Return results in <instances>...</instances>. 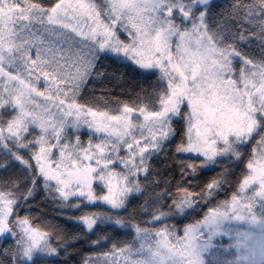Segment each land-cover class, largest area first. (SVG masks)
<instances>
[{"label": "snow or ice", "instance_id": "6c2138e0", "mask_svg": "<svg viewBox=\"0 0 264 264\" xmlns=\"http://www.w3.org/2000/svg\"><path fill=\"white\" fill-rule=\"evenodd\" d=\"M215 7L214 0H0V149L25 167L33 186L42 178L61 201L78 197L126 209L129 196L144 190L141 176L148 178L152 155L177 135L176 118L186 122L176 152L200 160L184 164L190 174L222 158L243 163L244 147L255 145L238 190L182 229L165 221L191 214L205 195L218 193L227 170L199 196L179 188L170 211L151 213L158 227L108 212L81 215L78 222L88 232L113 224L135 234L85 264H264V0H234L228 11V18L252 27L259 58L238 47L251 39L243 23L234 31L216 18ZM102 55L158 73L160 87L147 103L115 109L78 102L82 86L101 75ZM82 127L98 134L97 142L69 139L70 129ZM7 166V160L0 162V168ZM32 194L31 188L21 194L16 181L0 184V240L13 239L10 250H0V264H42L59 255L51 233L16 211ZM221 238L230 242L219 243Z\"/></svg>", "mask_w": 264, "mask_h": 264}, {"label": "trees", "instance_id": "16d2710c", "mask_svg": "<svg viewBox=\"0 0 264 264\" xmlns=\"http://www.w3.org/2000/svg\"><path fill=\"white\" fill-rule=\"evenodd\" d=\"M45 5H51L54 0H34ZM234 0H214L216 7L214 13L218 20H224L231 25L234 31H239L241 23L245 29V35H251V39L241 42L238 47L247 53L250 58H259L261 55V44L256 35H252L253 29L246 22L228 18V11ZM251 0H244L250 3ZM223 14V15H222ZM235 66L240 67L239 61ZM101 72L99 76H93L85 83L79 93L80 103H87L88 106H107L115 109L123 104L133 105L141 102L147 103V97L155 89L160 87L158 73H146L138 69L131 62L119 60L111 55L101 56L97 64ZM187 107L182 108V112ZM173 128L177 135L167 143L164 150L154 154L148 161L149 174L144 179L141 176V186L144 189L141 193L134 194L128 198L126 209L115 210L102 204H87L83 199L72 198L65 202L61 201L55 190L45 189L42 178H37L35 185L30 183V174L25 167L7 157L4 150L0 149V162L7 160L8 166L0 168V184H8L16 181L21 194L32 189V196L20 203L16 211L20 217L27 216L31 223L43 231L51 233L53 247L59 249V255L44 258L42 264H85L87 257H98L108 252L113 245L123 246L134 239V231L130 228H120L113 224L99 226L94 233L88 232L84 225L78 222V218L90 212H108L113 216H120L130 223H139L142 227H158L160 222L152 224L151 213L160 208L165 212L170 211L174 194L179 188H187L196 193H206V186L213 179H223L227 170L228 178L224 187L207 197L200 203V207L191 214L170 215L166 223L175 225L182 229L188 223H193L203 218L210 207H214L221 200L230 198V195L238 190V180L246 171L247 159L255 147L252 142L244 147L240 161L229 162L222 158V162L206 167H198L195 174H190L185 168L186 163L200 165V160L195 159L192 154L176 152V146L184 138L186 122L183 119L173 120ZM28 158V154L22 153ZM98 194L104 190L94 184ZM168 193V195H165ZM81 202L79 208L70 205ZM99 237H104L99 244L92 242ZM219 243L226 244L227 240L220 239ZM13 239L11 237L0 240V250L11 249ZM3 259V257H0Z\"/></svg>", "mask_w": 264, "mask_h": 264}, {"label": "rangeland", "instance_id": "374dc122", "mask_svg": "<svg viewBox=\"0 0 264 264\" xmlns=\"http://www.w3.org/2000/svg\"><path fill=\"white\" fill-rule=\"evenodd\" d=\"M97 2L98 3H102V0H97ZM120 34V37H121V39H127V36H126V34L125 33H123L122 31L119 33ZM38 131V130H37ZM76 135H78L79 136V138H80V141H81V143L82 144H84V145H86L87 144V142L89 141V139L91 138V140H92V142L93 143H95V142H97V140H98V134H93V133H91V131L89 130V129H87L86 127H82L78 132H75V131H73V130H69L68 131V136H69V139L70 140H74V138H75V136ZM22 153H26V154H28L27 152H25L24 150H21V155H23ZM125 154V150L122 148L121 149V155H124ZM156 154V153H155ZM154 155V154H153ZM152 155V156H153ZM26 159H27V157L26 156H24ZM116 167H118L119 168V165H117ZM97 185H99V184H97ZM93 187H94V185H93ZM99 187L101 188V189H103L102 188V186H100L99 185ZM95 188V187H94ZM96 189V188H95ZM104 190V192H103V194H106V190L105 189H103ZM134 194H137V193H133L132 195H130V196H133ZM129 196V197H130ZM73 198H77V199H83V198H78V197H73ZM87 203V202H86ZM93 205H96V204H93ZM103 205V204H102ZM107 206V205H106ZM108 207V206H107ZM173 225V224H172ZM221 239H225V240H227V243L226 244H224V245H227L230 241L228 240V238H221Z\"/></svg>", "mask_w": 264, "mask_h": 264}]
</instances>
